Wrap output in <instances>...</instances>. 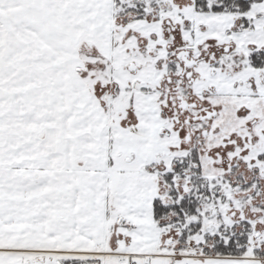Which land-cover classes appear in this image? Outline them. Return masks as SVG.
<instances>
[{
	"label": "snow or ice",
	"instance_id": "6c2138e0",
	"mask_svg": "<svg viewBox=\"0 0 264 264\" xmlns=\"http://www.w3.org/2000/svg\"><path fill=\"white\" fill-rule=\"evenodd\" d=\"M0 264H264V0H0Z\"/></svg>",
	"mask_w": 264,
	"mask_h": 264
}]
</instances>
